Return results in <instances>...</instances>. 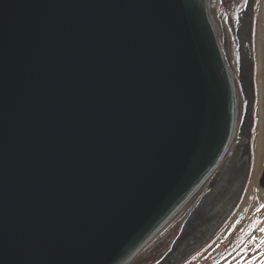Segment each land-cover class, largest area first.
Listing matches in <instances>:
<instances>
[{"label":"water","instance_id":"obj_1","mask_svg":"<svg viewBox=\"0 0 264 264\" xmlns=\"http://www.w3.org/2000/svg\"><path fill=\"white\" fill-rule=\"evenodd\" d=\"M256 4L0 0V264H132L183 215L153 264L212 241L252 171Z\"/></svg>","mask_w":264,"mask_h":264},{"label":"rangeland","instance_id":"obj_2","mask_svg":"<svg viewBox=\"0 0 264 264\" xmlns=\"http://www.w3.org/2000/svg\"><path fill=\"white\" fill-rule=\"evenodd\" d=\"M238 1L239 0H212V11L216 14V18L218 15L219 18H221L223 15L230 13L232 7H234L235 3ZM263 4L264 0H257L254 46L256 83L257 91L258 89L260 91L258 92L260 93V97L258 94L256 108L257 127L255 129L253 140V165L248 185L240 204L229 221L223 226V228L212 239V241L208 243V245H206L202 250L187 260L184 264H264V191H261L258 187V182L264 168V162L260 176L257 180V183L255 184V187L253 188L254 190L252 189L250 192L251 180L253 177H255L254 165L256 150L258 147L257 143L261 137L264 138V129L262 130V135L260 133V125L262 121L260 113L262 110L264 115ZM218 30L219 35H221L219 27ZM220 38H222V36H219V39ZM258 86H260V88ZM261 98L263 99L262 102ZM261 146L264 147V143ZM184 216L185 215L174 222L172 226L163 233V235H159L160 237L157 236L158 239L144 252H142V254L139 255V257H137V259H135L132 264H153V262L158 260V258L163 253H165L166 249L168 248V242L171 240V238H173L174 232L184 219Z\"/></svg>","mask_w":264,"mask_h":264},{"label":"bare ground","instance_id":"obj_3","mask_svg":"<svg viewBox=\"0 0 264 264\" xmlns=\"http://www.w3.org/2000/svg\"><path fill=\"white\" fill-rule=\"evenodd\" d=\"M264 5V4H263ZM263 11V10H262ZM263 18V17H262ZM263 81V80H262ZM262 98H261V102H262ZM262 109V108H261ZM261 115V125H260V133L262 135V130L264 129V115H263V110L261 111L260 113ZM264 138L261 137L259 140H258V143H257V150H256V157H255V165H254V174H255V177H253V179L251 180V190L250 192L252 191V189L255 187V184L257 183V180L260 176V173H261V170H262V167H263V160H264V147L261 146L263 143H264ZM263 172H264V168L262 170V174H261V177L259 179V182H258V187L261 191H264V189H261L259 183H260V180L262 178V175H263ZM254 190V189H253ZM254 192V191H253Z\"/></svg>","mask_w":264,"mask_h":264},{"label":"crops","instance_id":"obj_4","mask_svg":"<svg viewBox=\"0 0 264 264\" xmlns=\"http://www.w3.org/2000/svg\"><path fill=\"white\" fill-rule=\"evenodd\" d=\"M258 68H259V59H258ZM258 84H259V82H258ZM258 87L260 88V86H258ZM258 92H260L259 89H258ZM258 94H259V97H260V93H258Z\"/></svg>","mask_w":264,"mask_h":264},{"label":"flooded vegetation","instance_id":"obj_5","mask_svg":"<svg viewBox=\"0 0 264 264\" xmlns=\"http://www.w3.org/2000/svg\"><path fill=\"white\" fill-rule=\"evenodd\" d=\"M223 17V16H222ZM224 18V17H223Z\"/></svg>","mask_w":264,"mask_h":264}]
</instances>
